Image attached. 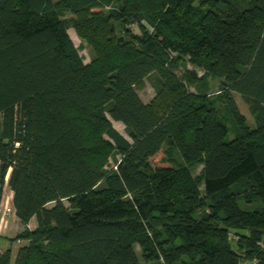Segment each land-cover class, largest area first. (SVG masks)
Listing matches in <instances>:
<instances>
[{"label":"trees","instance_id":"16d2710c","mask_svg":"<svg viewBox=\"0 0 264 264\" xmlns=\"http://www.w3.org/2000/svg\"><path fill=\"white\" fill-rule=\"evenodd\" d=\"M196 1L0 0V264H264V0Z\"/></svg>","mask_w":264,"mask_h":264},{"label":"rangeland","instance_id":"374dc122","mask_svg":"<svg viewBox=\"0 0 264 264\" xmlns=\"http://www.w3.org/2000/svg\"><path fill=\"white\" fill-rule=\"evenodd\" d=\"M203 1H207V0L196 1L194 4L196 6L205 7L207 5V3L203 2ZM239 1H245V0H239ZM64 17L68 18L70 20L71 15L69 13H66V15H64ZM128 29H130L131 33H133V34H140L139 28L136 24H130L128 26ZM68 33H69L72 41L74 42L75 46L77 47L79 54L82 56L84 63H89L91 58H92V50H91L90 45L87 42V40L83 39L73 27L68 28ZM182 62L185 63V66L184 67L180 66L179 70L177 71V74L180 76H182L184 74V72H186V70L193 69L192 66L189 63H187L186 61L183 60ZM195 70H196L198 76L203 75V71L201 69L196 68ZM204 84L205 83H203V81L200 82L199 84L197 82H194L191 85V87H189V89L191 91H198V89L196 88L197 85L201 86V90L204 86H207V87L209 86L210 87L209 92L210 93H216L219 89L220 82L218 79L209 78L206 81V85H204ZM136 90H137L138 95L142 99V101L145 103H148L149 101H151L155 97V91H154L153 87L151 86V84L148 82V80H144L139 85H137ZM232 94H233V97L236 101V104H237L240 112L245 116V118L247 119V121L249 123H252V118H251V115L249 114L247 106L244 104V102L242 101V99L240 98V96L237 93L232 92ZM112 123H113V126L121 134L126 136L124 125L121 122L112 121ZM230 137H231V135L229 136V138ZM173 155H174V157H176L177 161H181V157L179 156V154L177 152H173ZM119 158H120V154H118V153L113 155L112 157H110L107 167L108 168H114V166L117 163V160ZM200 170H201V165H196L195 170H194V174H198L200 172ZM65 204H67V203H65ZM241 206L244 207L245 205L243 203H241ZM20 242H21V240H20ZM135 251H136L137 255L140 256V249H139V246L137 244L135 245ZM140 262H141V264H155L153 262L145 263L141 259H140ZM240 264H242V262Z\"/></svg>","mask_w":264,"mask_h":264},{"label":"crops","instance_id":"0c3cea01","mask_svg":"<svg viewBox=\"0 0 264 264\" xmlns=\"http://www.w3.org/2000/svg\"><path fill=\"white\" fill-rule=\"evenodd\" d=\"M7 182L4 183L1 190V200L6 209L10 211V214L7 218L6 225L0 229V253L9 249L11 252V262L13 263L17 251L20 246L27 243V240L21 239V242L12 241L13 237L23 229V225L20 223L18 218L15 215V210L13 206V192L8 186ZM29 227H35V219H32L29 222ZM242 264H257L256 261H243Z\"/></svg>","mask_w":264,"mask_h":264},{"label":"built area","instance_id":"2783aa9c","mask_svg":"<svg viewBox=\"0 0 264 264\" xmlns=\"http://www.w3.org/2000/svg\"><path fill=\"white\" fill-rule=\"evenodd\" d=\"M7 179H8V175L6 174L5 182H7ZM9 214H10V211L4 207L3 202L0 198V229L1 230H2V227L6 225V221H7ZM17 241L20 242V240H17Z\"/></svg>","mask_w":264,"mask_h":264}]
</instances>
